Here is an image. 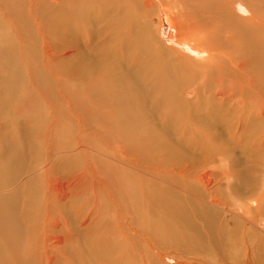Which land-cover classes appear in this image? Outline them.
Segmentation results:
<instances>
[{"label":"rangeland","instance_id":"obj_1","mask_svg":"<svg viewBox=\"0 0 264 264\" xmlns=\"http://www.w3.org/2000/svg\"><path fill=\"white\" fill-rule=\"evenodd\" d=\"M151 2L0 0V247L8 264H231L227 240L236 228L259 241L264 257V222L260 241L240 216L247 202H264V123L249 135L229 106L213 119L207 114L218 108L202 94L185 97L184 122L157 112L163 91L147 92L151 82L138 73L146 50L135 41L150 31L169 64L178 57L166 17L158 21L160 3ZM187 69H195L183 67L189 78ZM118 112L131 126L127 137ZM161 190L192 226L189 248L165 246L163 258L150 248L166 238L147 228L166 213Z\"/></svg>","mask_w":264,"mask_h":264},{"label":"bare ground","instance_id":"obj_2","mask_svg":"<svg viewBox=\"0 0 264 264\" xmlns=\"http://www.w3.org/2000/svg\"><path fill=\"white\" fill-rule=\"evenodd\" d=\"M136 1L140 3L143 1V4L147 8L152 4L151 0ZM156 2L160 3V15L158 19L160 25L161 15H164L166 17V22H168L171 28L170 33L172 39H174V51L178 57V64L176 62L169 64L170 61L168 62L166 60L168 59L167 55L169 53L164 50L165 48L163 49L157 44L155 48L153 47L155 40L150 31L146 33L143 31L142 35H138V41H135V43H139L141 50H146V58L142 61L141 66H139L138 73L140 72L147 81L150 80L152 88L148 89V93L151 90L156 93L158 89L163 91L161 100H159L160 98L154 100L153 107L158 109L157 112L161 113L165 120L184 122L185 97L202 94L198 96V98L201 102L204 101L206 107L218 108V112L216 113V115L219 114L218 116H213L214 113L210 112H208L207 116L209 115L213 117V119H216V117L220 118L222 115L226 114L222 109L229 106L230 110L233 112L232 120L236 122L235 127L236 125L244 127V130L246 129L247 133L250 135L253 130L259 128L264 123V4L255 1L258 6L254 8L253 6H248L251 4L248 3L247 0H222L219 3L207 0L203 3H194L189 5V7L186 6L188 7L187 9L185 5L182 6L178 2L173 5V1L171 2L170 0H156ZM255 3H252V5L255 6ZM132 15H128V17H132ZM127 19L126 21H128ZM131 19V23H133V17ZM122 21L124 20H121V25ZM125 22L123 24H125ZM146 22H148V20H146ZM135 23L136 22H134V24ZM126 25H123V28L126 27ZM144 27L145 26H143V28ZM146 27H149L148 23ZM127 28H130V26ZM122 29L119 31H122ZM5 30L6 25L3 24L0 19V33ZM160 32L164 33L163 29L160 30ZM124 33L125 35L128 34L127 32H121V34H123L121 37H124ZM71 36L75 38L73 35ZM129 36H132V34L130 33ZM73 41L74 39L71 40V42ZM120 42L121 45L126 44L124 41H119L118 44ZM0 53H3V51L1 50ZM190 60L195 61L191 63L189 62ZM194 64L198 65L194 66ZM186 66L195 69L191 72L187 69L188 72L191 73L189 74V78L186 77V72L183 70V67L186 68ZM65 87L70 89L69 93L72 98L76 100L78 98V94L76 93L78 92L75 93L72 86V88H69L70 85ZM107 90L109 91L110 89ZM100 94L105 96L104 93ZM143 94L144 92L142 95ZM124 97H126V94L122 93L120 99ZM112 99V105L114 103L119 105L113 96ZM86 101H88V99ZM98 102L102 103L100 100ZM77 103L84 108L87 117L90 118L92 116L91 108L87 107L85 102L81 101ZM133 104L140 110L144 102H141L139 98H135ZM103 115L105 116V114ZM94 118L93 116V120ZM100 118L101 122H107L105 117ZM115 118L124 127L127 128L130 126L129 124L122 123V117L119 112L115 114ZM98 120L100 121V119H97V121ZM130 129L131 126L127 132L124 131V137L129 136ZM16 153L17 151H14V154ZM161 191L160 196H158V206L164 207L166 213L158 221L150 220L147 223V228L150 231L149 233L155 232L166 238V242L162 240V242H158L155 248H150L159 258H163L162 255H164V253H161V250L165 246L175 248L186 246L189 248L187 246V234L190 235L192 232V226L187 223L188 219L180 210L178 202H170V193L164 190ZM256 199V208L252 207V201L247 202L245 205L242 203V205H244V210L240 216L243 220H246L248 224L250 223V227H255L256 230H254V233H251V236L254 237V235H256L261 241L263 238V229L258 226L264 222V205H260L264 202L260 198ZM176 215L180 217V219H183L185 224L179 219L175 221L173 218ZM176 222H181L183 225L178 227ZM236 229L230 231V241L226 239L229 248L228 255H232L229 256L231 264H264V257L262 255H257L256 250L258 249H254L258 248L256 246L259 244V241L257 239V242L254 243L253 241L252 243L248 241L247 239L250 234L247 232H244L241 236H237L238 233ZM245 243H250L249 248H246L248 246L245 247ZM223 244L225 243L223 242ZM153 260L154 259L149 260V262ZM0 264H8V258L1 247ZM175 264L197 263L176 261Z\"/></svg>","mask_w":264,"mask_h":264}]
</instances>
